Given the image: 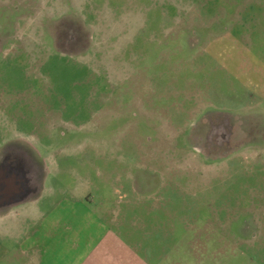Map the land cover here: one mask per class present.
<instances>
[{
	"label": "rangeland",
	"instance_id": "374dc122",
	"mask_svg": "<svg viewBox=\"0 0 264 264\" xmlns=\"http://www.w3.org/2000/svg\"><path fill=\"white\" fill-rule=\"evenodd\" d=\"M3 171L22 248L83 196L150 264H264V0H0Z\"/></svg>",
	"mask_w": 264,
	"mask_h": 264
},
{
	"label": "crops",
	"instance_id": "0c3cea01",
	"mask_svg": "<svg viewBox=\"0 0 264 264\" xmlns=\"http://www.w3.org/2000/svg\"><path fill=\"white\" fill-rule=\"evenodd\" d=\"M27 177L32 180L33 175L29 172ZM0 178V264H60L57 257L62 258L61 264H79V260L83 257L86 258L83 264H150V261H152L151 257L148 256V251H143L144 257L141 258V255L137 252V248L143 250L142 247L136 246L137 248H135L132 244L123 243L121 234H117V232L114 234L110 231V227L113 226L117 230L121 228L120 233L122 232V223L127 220L118 219V217L120 218V213L117 214L115 211L112 213V218L108 221L110 225L102 219L93 224L91 222L80 221L82 211L85 212L88 210L86 208L88 206L86 201L82 199L83 196L78 197L76 203L71 208L66 209V213L71 216V221L68 224L77 222L76 228L85 229L87 232L93 226L96 230L94 229L90 236H85L84 240L83 238H77V244H74L73 249H68L67 245L64 246L61 243V247L54 250L53 248L59 244L57 241L49 243L44 249L43 247L37 250L33 249V244L29 247L22 248L20 245V234H22V229L26 223V217L29 215L32 216V212L30 210L27 212V208L17 203L27 199V197L35 195V187L31 184L27 196L18 194L13 196L10 194L8 188V184L11 182L10 178L18 179L21 182L20 180H24L25 176L16 171L7 173L3 171ZM25 180L30 183L28 179ZM33 183L34 185L36 184L35 182ZM131 190H133L132 192L136 191L135 188ZM14 204H17V206L14 207ZM29 208L35 210L30 206ZM130 214L127 213V216ZM133 221L136 222V219H133ZM100 229H103V232H98ZM87 240L89 243L88 252H86L87 249L84 244ZM119 240H121V245L119 244ZM91 245L92 249L90 250ZM68 251H71L73 254L77 252L78 254L71 255ZM11 257H14V259L12 260Z\"/></svg>",
	"mask_w": 264,
	"mask_h": 264
}]
</instances>
